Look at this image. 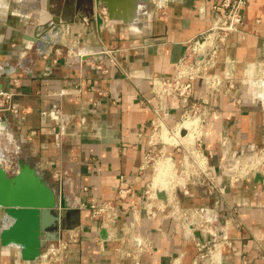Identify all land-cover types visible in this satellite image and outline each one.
Returning <instances> with one entry per match:
<instances>
[{"label": "crops", "instance_id": "1", "mask_svg": "<svg viewBox=\"0 0 264 264\" xmlns=\"http://www.w3.org/2000/svg\"><path fill=\"white\" fill-rule=\"evenodd\" d=\"M221 1L113 0L119 21L94 16L104 7L96 0H0V91L14 92L15 110L0 100V169L7 178L26 172L42 180L62 228L77 233L48 264H202L196 242L210 238L194 225L201 222L221 241L220 264H264V176L232 183L220 175L226 161L264 146V0H246L239 30L210 71L236 90L213 93L193 83L194 97L208 98L219 113L202 140L209 176L190 174L173 201L152 202L163 208L154 214L144 196L155 176L146 154L158 105L148 78L172 76ZM166 104L173 127L182 107ZM165 154L186 173L181 154L171 147ZM127 189L118 201L117 191ZM105 201H116L118 217L91 220L89 206ZM8 210L37 211L0 206V264H39L54 240L37 225L2 239L13 224Z\"/></svg>", "mask_w": 264, "mask_h": 264}, {"label": "built area", "instance_id": "2", "mask_svg": "<svg viewBox=\"0 0 264 264\" xmlns=\"http://www.w3.org/2000/svg\"><path fill=\"white\" fill-rule=\"evenodd\" d=\"M245 2L246 0H222L213 5L211 8L213 18L209 31L188 45L186 53L176 63L172 76L169 78L156 74L149 76L150 92L158 105L153 109L154 119L151 122L150 147L146 154L147 164L157 148L162 157H168L165 154V148L171 147L182 153V170L190 166L196 176L203 178L209 176L207 158L202 151V140L206 130L212 125V120L217 119L219 113L211 108L208 98L194 97L193 83L202 81L205 89L213 93L229 94L236 90L233 82L212 74L210 71L216 64L218 51L225 43L227 36L239 30L242 24L241 9ZM93 15H100L106 20V8L101 7L100 9L97 6ZM13 96L14 92L0 91L2 109L15 112L11 107ZM168 100L178 102L182 107L180 119L173 127H169L166 123L169 117V108L166 104ZM185 123L189 124L188 128L183 126ZM254 173L264 176V146L254 149L248 155L241 154L233 160L226 161L220 170V175L232 183H237L242 179L249 180ZM209 180L212 186L214 180L212 175ZM151 190L148 186L144 192L146 201L156 199V191ZM128 193V189L118 190L117 200L124 201ZM147 206L150 214L163 211V208L156 210L150 202ZM119 213L120 209L116 201H105L89 206V218L102 223L115 220ZM194 225L210 238L206 244L196 242L199 260L202 264H220L218 248L221 241L211 231L208 222L194 223ZM56 233V239L45 248L39 264L58 261L68 246L77 238V233L72 230L65 231L60 224L56 228Z\"/></svg>", "mask_w": 264, "mask_h": 264}, {"label": "water", "instance_id": "3", "mask_svg": "<svg viewBox=\"0 0 264 264\" xmlns=\"http://www.w3.org/2000/svg\"><path fill=\"white\" fill-rule=\"evenodd\" d=\"M97 3L103 5L107 9L108 17L114 20L125 21L117 16L116 6L113 0H96ZM48 25L39 26L37 31L42 28L49 27ZM40 32V31H39ZM35 32L27 39L34 41L37 38ZM155 196L158 200L166 202L167 196L164 191H156ZM54 194L50 192L42 180L30 176L26 172L12 178H7L0 169V206H31L37 211L28 210H8L6 211L9 218L13 220L10 233L2 232V239L10 236L16 237L17 234H29L32 229H37L44 235L45 240H55L57 237L56 231L48 232L49 228H57L61 225V214L52 211L54 207ZM38 215V220L35 215ZM40 245H43L42 242Z\"/></svg>", "mask_w": 264, "mask_h": 264}, {"label": "rangeland", "instance_id": "4", "mask_svg": "<svg viewBox=\"0 0 264 264\" xmlns=\"http://www.w3.org/2000/svg\"><path fill=\"white\" fill-rule=\"evenodd\" d=\"M178 153L182 155L181 152H178ZM151 157L152 158L149 160L147 165L152 166L153 171H154L153 173L156 175L157 174V168L158 167L160 168L162 165H163V167H164V165H166L165 163L163 164V161H162V158H165V157L164 156L162 157L158 153V148H157L156 151H154V154H152ZM168 164H169V169L172 170V168H174V167L171 166L170 163H168ZM183 171H185L186 173L175 172V170L170 172V173H165V174H167L166 175V180H165L166 185L164 187L160 188L159 190L160 191H164L167 194L168 198H170L171 201L174 200L175 191H177L178 188L182 187L187 182L193 181L192 178H191V175H190V174H194L195 175V172H194L193 168H191L190 166H187V168L185 170H183ZM200 181H203V180L201 179ZM205 182H207V180H205ZM149 187H150V185H149ZM161 189H163V190H161ZM156 199H154V198L153 199H148L147 203L148 202H150V203L156 202Z\"/></svg>", "mask_w": 264, "mask_h": 264}, {"label": "bare ground", "instance_id": "5", "mask_svg": "<svg viewBox=\"0 0 264 264\" xmlns=\"http://www.w3.org/2000/svg\"><path fill=\"white\" fill-rule=\"evenodd\" d=\"M188 125H189L188 123H185L183 126L188 128L189 127ZM162 161H163V164L165 163L166 165H164L165 168L163 167L162 164H161L162 166L160 165L161 166L160 168L159 167L157 168V174L154 176V178L151 182V185H150V188L153 191L159 190L160 188H162L166 185L165 180H166L167 174H165V173H170V172L174 171V168H172V170L169 169L168 163H170V165L173 166L171 164L172 162H171L170 157L162 158ZM161 190H163V189H161Z\"/></svg>", "mask_w": 264, "mask_h": 264}]
</instances>
